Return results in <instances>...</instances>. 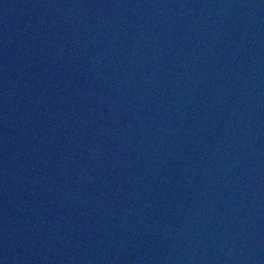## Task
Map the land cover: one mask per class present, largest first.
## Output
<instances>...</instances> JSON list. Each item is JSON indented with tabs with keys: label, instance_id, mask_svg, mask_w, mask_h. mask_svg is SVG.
I'll return each mask as SVG.
<instances>
[{
	"label": "water",
	"instance_id": "water-1",
	"mask_svg": "<svg viewBox=\"0 0 264 264\" xmlns=\"http://www.w3.org/2000/svg\"><path fill=\"white\" fill-rule=\"evenodd\" d=\"M0 264H264V0H0Z\"/></svg>",
	"mask_w": 264,
	"mask_h": 264
}]
</instances>
